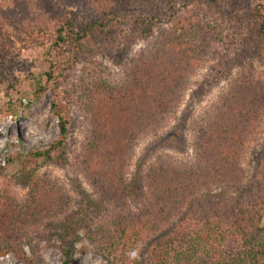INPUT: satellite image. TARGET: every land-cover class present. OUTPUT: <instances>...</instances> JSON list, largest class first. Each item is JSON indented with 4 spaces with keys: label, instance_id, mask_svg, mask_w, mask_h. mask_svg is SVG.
Here are the masks:
<instances>
[{
    "label": "trees",
    "instance_id": "16d2710c",
    "mask_svg": "<svg viewBox=\"0 0 264 264\" xmlns=\"http://www.w3.org/2000/svg\"><path fill=\"white\" fill-rule=\"evenodd\" d=\"M11 1L0 3V90L12 96L31 68L22 50L41 47L30 102L52 93L58 136L22 161L33 169L25 195L0 184V256L46 264L38 249L57 241L62 264H79L86 235L108 264H263L264 150L251 176L243 163L264 122V0ZM206 66L225 82L217 102L163 136L190 156L159 153L131 178L141 136L162 128ZM72 106L90 128L77 161L89 188L71 177L74 197L36 171L70 163Z\"/></svg>",
    "mask_w": 264,
    "mask_h": 264
},
{
    "label": "rangeland",
    "instance_id": "374dc122",
    "mask_svg": "<svg viewBox=\"0 0 264 264\" xmlns=\"http://www.w3.org/2000/svg\"><path fill=\"white\" fill-rule=\"evenodd\" d=\"M0 3L7 7L11 6L12 1L3 2V0H0ZM22 56L31 66L30 70L24 69L22 72L18 71L16 73L15 79L20 83L12 96H6L3 89L0 90V164L5 167L4 174L0 176V184L10 182L19 196L25 195L28 178L33 170L30 164H28V167L23 166L22 161L27 160L26 164L30 163L28 161L30 151L48 147L58 136L57 118L52 107V93L46 92L39 100L30 102L32 93L37 88L35 77H39L47 66L44 61V50L41 47L34 46L30 49H23ZM260 70L263 71L264 69ZM224 85L225 82L223 81L216 83L214 79H210L207 66L198 70L189 79L176 112L167 119L157 133L141 136L134 150L130 177L135 176L134 173L138 170L140 164L147 167L151 162H154L159 153L163 156L172 155L184 159L190 156L191 148L188 147L189 144L186 143L183 146L180 144L173 147L163 139V136L166 137V133L183 117L186 116L190 119V117L198 116L205 110L210 109L217 102L220 90ZM10 97L13 101L21 99L26 104V108L12 113L6 112V103ZM86 114L83 109L72 106L74 124L70 137V163L66 166V169L50 164L36 170L38 173L49 171L52 176L59 178L66 186L69 195L73 197L75 194L70 181L71 177L78 176L81 184L89 188L87 180L77 167L78 156L90 133ZM248 148L243 166L247 175L251 176L256 167L257 158L262 157V151L264 150V122L258 134L251 140ZM135 195L132 198L136 202L138 198ZM51 243L42 242L38 249L39 253L43 256L46 264H62L59 249L53 245L57 241ZM77 246L76 261L79 264H108L104 257L99 254L97 248L89 242L86 235H83L82 241ZM0 264H24V262L17 259L13 253L5 252L0 256Z\"/></svg>",
    "mask_w": 264,
    "mask_h": 264
}]
</instances>
